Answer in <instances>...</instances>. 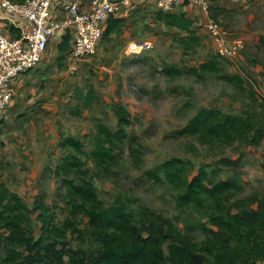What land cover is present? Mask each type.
Masks as SVG:
<instances>
[{
	"label": "rangeland",
	"instance_id": "1",
	"mask_svg": "<svg viewBox=\"0 0 264 264\" xmlns=\"http://www.w3.org/2000/svg\"><path fill=\"white\" fill-rule=\"evenodd\" d=\"M211 11L231 36L242 39L244 47L236 59L213 54L205 24L209 44L200 35L191 40L190 33L185 31L189 34L187 39L177 44L171 40L150 43L148 49L136 48L149 44L142 42L120 63L113 58L98 57V47L86 60L72 62L57 52L58 41L50 44L39 62L46 68V78L40 74L30 87L34 89L32 92L17 93L18 103L3 114L0 182L30 208L29 226L36 239L47 236L38 217L40 210L34 208L36 202L47 206L48 211L42 214L49 224L57 227L72 224L63 238L67 254L59 264H69L71 251L93 255L101 247L82 209L71 203L66 179L80 183L84 178L93 185L104 206L123 202L138 221L154 218L196 244L204 240L205 228L216 229L218 218L225 217V212L218 211L209 200L203 209L178 207L176 197L185 187H173L165 180L164 161L174 157L185 160L187 179L199 170H206L208 182L237 183L239 189L223 200L227 208L236 204L242 210L247 202L246 209H251L254 204L250 199L264 198V0H236L234 9L225 14H220L223 10L218 6ZM102 60L113 65L108 68ZM212 60L216 62L213 67L216 71H191ZM165 66L180 69L181 75L167 76L162 71ZM89 92L94 96L92 99L85 95ZM52 98L64 100V106H59L55 114L37 110ZM118 106L130 114L127 137L115 148L114 160L99 166L90 157L96 123L100 121L115 131L114 110ZM212 108L237 116L243 122L253 116L254 129H247L245 138L238 137L229 143H204L198 136L178 132L200 110ZM24 109L25 115L19 116ZM257 128H261V138L252 142L258 136L254 134ZM67 136L80 141L84 152L79 155L83 176L79 172L64 177L56 173L62 157L74 153L71 148L60 147ZM130 147L137 151V160L132 157ZM153 174L161 179L155 180ZM168 244L169 241L164 246L165 253ZM5 256L0 241V260Z\"/></svg>",
	"mask_w": 264,
	"mask_h": 264
},
{
	"label": "trees",
	"instance_id": "2",
	"mask_svg": "<svg viewBox=\"0 0 264 264\" xmlns=\"http://www.w3.org/2000/svg\"><path fill=\"white\" fill-rule=\"evenodd\" d=\"M212 8L213 6L211 10ZM211 15L214 16L212 11ZM157 18L181 31L189 32L191 40L196 38L191 31L192 21L184 13H165L158 10ZM109 27L111 29L112 25L108 26V30L103 29L102 37H107ZM60 54L66 57V52ZM215 63L214 60L201 63L199 68L191 71L213 72L216 71L213 68ZM162 71L169 77L181 75V70L172 66H165ZM85 95L91 99L94 97L91 92ZM114 114L117 118L115 131L100 121L96 123L95 144L90 157L99 166L114 160L115 148L124 143L127 137L129 112L123 106H118ZM255 123L253 116L243 122L239 117L224 114L219 109H202L178 132L198 136L204 143H229L238 137L245 138L247 129H254ZM255 133L258 136L252 138V142L261 138V128L255 129ZM60 147L71 148L75 154H65L57 165L56 173L64 177L79 172L83 176L85 172L80 170L82 161L79 155L84 152L80 141L67 136L62 139ZM130 149L132 157L136 159L137 151L132 147ZM134 164L138 167L137 162L134 161ZM105 167L107 171L108 167ZM186 169L187 162L176 157L167 159L162 164L165 180L173 187H185V191L176 197L177 206L203 209L205 201L209 200L218 211L225 212V217L218 218L216 229L205 228V237L201 244L191 242L154 218L138 221L133 212L127 211L123 202L116 201L104 206L93 185L84 178L80 179V183L66 179L65 185L71 203L82 209L92 234L101 243V247L93 255L79 250L71 251L69 264H264V198L250 199V203L254 204L251 209H246L247 202L243 203L246 205L241 207L242 210L236 204L233 208H227L223 205V200L239 189L237 183L230 180L208 182L206 170H199L187 179ZM151 177L155 180L161 179L155 174ZM34 208L40 210L38 217L43 223L46 238L34 237L29 226L30 208L16 192L0 182V241L6 252L0 264H59L67 254L63 238L72 224L53 226L42 214V211H48L44 203L36 202ZM168 241V250L165 253L164 246Z\"/></svg>",
	"mask_w": 264,
	"mask_h": 264
},
{
	"label": "built area",
	"instance_id": "3",
	"mask_svg": "<svg viewBox=\"0 0 264 264\" xmlns=\"http://www.w3.org/2000/svg\"><path fill=\"white\" fill-rule=\"evenodd\" d=\"M51 2L0 0L4 12L18 18L17 21L12 20L18 31L16 36H7L0 31V121L13 97L12 81L35 69L50 44L60 41L66 27L70 28L71 38L65 58H70L72 62L84 61L95 53L102 38L104 23L120 12L128 0H91L87 10H81L76 1H70L62 7L65 12L63 20L49 17ZM155 4L158 10L165 13H172L180 6L199 7L205 15V28L212 41V52L219 58L236 59L244 47L241 38L231 36L211 15V0H155ZM136 48L148 49L150 43Z\"/></svg>",
	"mask_w": 264,
	"mask_h": 264
},
{
	"label": "crops",
	"instance_id": "4",
	"mask_svg": "<svg viewBox=\"0 0 264 264\" xmlns=\"http://www.w3.org/2000/svg\"><path fill=\"white\" fill-rule=\"evenodd\" d=\"M11 1L20 2L22 0ZM70 1H76L79 4L81 10H87L91 0H52L49 17L53 20H63L65 18V12L63 11L62 7ZM235 5L236 0H216L213 7L218 6L220 11L223 10V12L220 14H225L228 13V10H231V8L234 9ZM174 13H184L185 16L192 21L191 31L194 32L195 35H200L201 37L203 36L205 38L204 42L209 44L208 39L206 38L207 33L204 28L205 15L199 7L180 6L176 8ZM157 14L158 9L156 7L155 0H128V3L122 7L120 12L112 16L111 19L104 23V31L108 30V26H110V24L112 25V27L111 29L109 27L107 37L103 36L100 40L97 48L98 57L104 59L113 58L115 61H119L120 63L122 58H127L130 55V52H133L135 45L142 42L155 44L157 42H169L171 40H174L177 44L178 42L180 43L183 40L187 39L186 35H189L187 32L181 31L174 26L168 25L163 20H159L157 18ZM13 19L16 21L18 20V18H16L15 16L7 15L0 6V31L3 34L7 36L18 34V31L14 28L12 23ZM13 29L14 31H12ZM57 52L59 54L61 53L58 50ZM103 63L104 66L108 68H110L112 64H110L109 61L108 64H106L107 61H103ZM40 64L33 71L18 76L12 81L11 90L14 97H12V100L6 112L9 111L16 103H18L16 97L17 93H19L20 95H24L27 92H32L34 89L30 87L36 82L40 74L41 78H46V68L44 67V70L40 66ZM50 68L52 69L53 66H51ZM63 103L64 100L58 102L57 100L52 98L47 102L42 103V105L38 103V107L41 105V108L37 110H43L45 112L55 114L59 106L60 108L64 106ZM26 109L19 112L18 115H25ZM52 129L55 130L54 126L52 127ZM53 130L51 132L53 136H55L56 130Z\"/></svg>",
	"mask_w": 264,
	"mask_h": 264
},
{
	"label": "water",
	"instance_id": "5",
	"mask_svg": "<svg viewBox=\"0 0 264 264\" xmlns=\"http://www.w3.org/2000/svg\"><path fill=\"white\" fill-rule=\"evenodd\" d=\"M70 38H71L70 28L66 27L65 33L61 35L60 41L56 44L57 50L59 52L62 53L68 49L69 43H70Z\"/></svg>",
	"mask_w": 264,
	"mask_h": 264
}]
</instances>
